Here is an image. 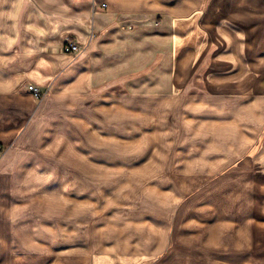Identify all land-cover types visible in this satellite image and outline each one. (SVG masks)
<instances>
[{"label": "rangeland", "instance_id": "1", "mask_svg": "<svg viewBox=\"0 0 264 264\" xmlns=\"http://www.w3.org/2000/svg\"><path fill=\"white\" fill-rule=\"evenodd\" d=\"M206 30L178 41L168 27L118 37L113 48L94 54L85 76L51 87L26 81L20 90L33 110L0 144L2 225L11 204L24 220L31 201L65 185L66 208L40 221L57 225V240L66 246L81 238L101 255L120 242L136 264H264V64L233 75L242 81L238 86L230 80L210 85L208 78L235 69L213 65L220 49L218 64L237 65L243 53L235 43L224 51L234 38ZM123 44L131 50L122 53ZM137 45L143 51H134ZM187 53L193 54L188 62ZM261 54L260 45L250 58ZM181 64L186 71H178ZM127 100L131 112L105 115ZM73 121L95 125L97 141L83 144L89 133L79 139ZM65 137L83 160L74 152V161L63 160ZM36 235L42 246L46 237ZM66 253L67 263L77 258Z\"/></svg>", "mask_w": 264, "mask_h": 264}, {"label": "crops", "instance_id": "2", "mask_svg": "<svg viewBox=\"0 0 264 264\" xmlns=\"http://www.w3.org/2000/svg\"><path fill=\"white\" fill-rule=\"evenodd\" d=\"M167 27L175 35L176 41L178 36L200 28L205 32L208 28L217 36L234 38L233 44L230 42L224 51H232L235 43V46L238 45L237 51L243 53L242 57L237 65L218 64L220 49L213 65L233 66L235 69L219 75L220 78H208L210 85H214V81L226 83L230 80L228 82L238 86L242 81L235 79L236 73L247 66L250 69L256 64H264V0H0V144L10 137L3 133L19 131L18 124L23 113L31 109V105L26 103V100L31 102L30 96L20 90L26 81L40 87H51L56 82L65 81V78L85 76L90 71L94 54L113 48L111 45L118 37L125 41L131 34L145 33V30L159 33ZM66 38L78 43L81 48L79 54L63 52ZM260 45L261 56L258 59L250 58ZM130 50V44H123L122 53ZM133 50L143 51L139 45L134 46ZM193 54L187 53L185 61ZM178 66L179 72L186 71V66ZM174 80L173 77L172 82H176ZM130 103L128 100L118 103L104 113L108 117L117 113L128 114L130 107L134 106ZM142 103L145 106V102ZM92 118H88V124ZM72 125L79 139H82L83 133H89L88 138L83 134V144L97 141L95 125L89 127L78 121H73ZM67 139L65 137L61 145L62 149L65 148L63 160L71 161L72 156L75 160L82 159L75 150L65 145ZM70 152H74L71 157ZM60 177L64 180L63 173H60ZM62 186L49 192V195L46 192L49 197L41 195L31 201V212L24 220L17 218L19 208L16 203L9 206L4 225L0 221V228H4L0 234V264H119L117 261H121L120 264H136L129 263L135 257L128 255L124 251L125 244L120 242L111 243L113 245L107 252L100 255L98 249L88 250L89 244L82 243L81 238L70 246L57 240V225L42 224L40 219L45 214H58L66 208L65 185ZM11 193L17 194L12 174ZM61 229L65 232V228ZM36 233L46 237L42 246H39ZM62 235L65 238V233ZM56 243L58 246L55 247ZM97 247L96 237L93 248ZM66 252L77 254V258L72 255L67 263L63 259ZM45 253L50 256L46 257ZM47 258L50 261L45 263Z\"/></svg>", "mask_w": 264, "mask_h": 264}, {"label": "built area", "instance_id": "3", "mask_svg": "<svg viewBox=\"0 0 264 264\" xmlns=\"http://www.w3.org/2000/svg\"><path fill=\"white\" fill-rule=\"evenodd\" d=\"M63 51L65 53H78L80 51V47L78 46L77 42L68 40L64 43ZM28 90L31 93V95L35 98H39L41 95L40 90L36 86L29 85Z\"/></svg>", "mask_w": 264, "mask_h": 264}]
</instances>
